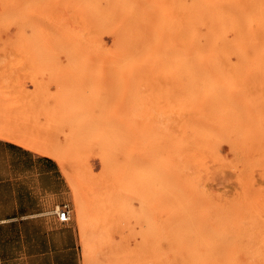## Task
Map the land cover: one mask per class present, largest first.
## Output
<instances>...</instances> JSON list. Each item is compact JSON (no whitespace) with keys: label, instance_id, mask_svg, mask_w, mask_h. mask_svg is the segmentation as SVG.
Wrapping results in <instances>:
<instances>
[{"label":"rangeland","instance_id":"rangeland-1","mask_svg":"<svg viewBox=\"0 0 264 264\" xmlns=\"http://www.w3.org/2000/svg\"><path fill=\"white\" fill-rule=\"evenodd\" d=\"M126 1L0 0V138L67 182L52 243L69 264H264V58L178 56L179 4ZM130 11L157 52L127 54Z\"/></svg>","mask_w":264,"mask_h":264},{"label":"crops","instance_id":"crops-1","mask_svg":"<svg viewBox=\"0 0 264 264\" xmlns=\"http://www.w3.org/2000/svg\"><path fill=\"white\" fill-rule=\"evenodd\" d=\"M66 193L51 158L0 138V264H69L74 248L52 238L61 237L70 221L49 217Z\"/></svg>","mask_w":264,"mask_h":264},{"label":"bare ground","instance_id":"bare-ground-1","mask_svg":"<svg viewBox=\"0 0 264 264\" xmlns=\"http://www.w3.org/2000/svg\"><path fill=\"white\" fill-rule=\"evenodd\" d=\"M126 2H128L129 4L128 7H127ZM126 2H124L125 4L123 3L124 5L122 6L130 9L132 6L130 3L132 1L127 0ZM141 2H142V5L143 6L145 5L147 8L149 6L150 7L153 6L152 3L151 5L148 6V4L151 1L149 3L148 1H146L147 2L146 4H144L145 0L144 2L143 0ZM172 2L174 3L173 13L176 11L175 8L177 4H179V6L177 7L181 8L180 11L179 9L178 11H176V12H179V13H176L177 15H179L178 19L176 17L177 15L172 16L173 17L172 23L176 19L180 21V31L179 32L181 34L180 36L179 32H177L179 30L178 26L176 27L173 25V28L176 27L178 29L176 30L177 33L173 31V33H176V35L178 34V37L175 36L174 34V38H177V39H174V41L178 42V43L174 42L175 45H177V47L174 48L175 50L173 49L174 51H172L173 53L174 52L177 53V54L176 53L174 54L178 56L187 55V56L196 57V58L233 57V56L264 58V0H175V2L172 0ZM133 12L134 11H130V14L132 16L128 14V17L129 16L131 18L134 17L135 19L134 21V19L132 18L133 20H130L131 23H129L128 25V27H132V29L128 30L127 31L128 34H126V30L124 28L123 29L124 32L122 36L123 38L128 39L129 41H132V43L130 42V44H133V45H130V46L136 45L137 42L139 43V40L142 41L143 43L138 44L139 47L141 46L142 49L137 48V47H136L137 49H134V47L129 46L128 48H130V51L129 49H127L128 55L132 53L131 51L137 50L138 52L139 50H144L143 47L145 49L148 47L149 50L150 48H152L150 41H149L150 34H148L149 31H147L149 27H147L146 29H142L143 27H141L143 26V24H145L144 25L145 27L148 26L149 25L148 22L145 20L144 16H141V18L143 17L142 20L144 19L145 23H142V25L136 26L137 23L139 24L141 23L140 22L141 18L140 19L135 18V16L137 15L136 13L134 15ZM114 15H115V12H114ZM105 16H108L107 12ZM102 18H101L102 21L108 20L107 17L106 19L104 17ZM131 18H128L126 20V23H124V25H127V22H129V19ZM132 21L134 23L136 22L135 26L139 27L140 29L138 28L137 30L135 26L133 28L132 24L134 23ZM134 29H136L137 31L133 32ZM130 31H132L133 33L132 32L130 33ZM146 41L149 43H147ZM146 43L150 44L151 47L146 46ZM150 51H148V53ZM152 51L157 52L156 50H154V48H152ZM152 51L149 54H151ZM142 52L144 55V52H147V51L145 50ZM139 53L141 52L139 51L138 55ZM133 54L135 55L136 52ZM147 55H144V56H147ZM112 70H114V67ZM27 140L25 139L21 141V144L28 147L27 145L29 144L24 142ZM49 154L52 157L55 155V153L53 154L52 152ZM59 156L62 157L61 154ZM61 157L56 156V158L61 160L62 162V159H60ZM252 235H253V232H252Z\"/></svg>","mask_w":264,"mask_h":264},{"label":"built area","instance_id":"built-area-1","mask_svg":"<svg viewBox=\"0 0 264 264\" xmlns=\"http://www.w3.org/2000/svg\"><path fill=\"white\" fill-rule=\"evenodd\" d=\"M57 216L59 221L65 223L71 220V210L67 205L63 207H58L57 209Z\"/></svg>","mask_w":264,"mask_h":264}]
</instances>
